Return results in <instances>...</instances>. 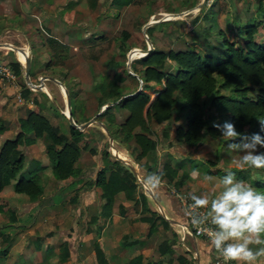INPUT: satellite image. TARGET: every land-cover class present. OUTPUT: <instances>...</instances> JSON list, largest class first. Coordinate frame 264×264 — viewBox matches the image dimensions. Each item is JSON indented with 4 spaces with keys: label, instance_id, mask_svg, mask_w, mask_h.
I'll use <instances>...</instances> for the list:
<instances>
[{
    "label": "trees",
    "instance_id": "trees-1",
    "mask_svg": "<svg viewBox=\"0 0 264 264\" xmlns=\"http://www.w3.org/2000/svg\"><path fill=\"white\" fill-rule=\"evenodd\" d=\"M216 1L209 4L208 10L201 14L200 19L205 24L198 35L204 39H217L219 46L212 45L210 52H201L194 45L182 49H163L152 43L147 54L130 62V68L136 77L126 71L123 74L115 73L110 79L100 82L98 87L101 105L107 102H113V105L106 107L96 116V120L105 126L113 140L129 145L139 172L148 177L153 173L162 174V183L176 189L184 185L189 174L185 171L179 173L180 164L172 166L163 163L157 169L156 164L149 160L154 157L157 144L152 124L157 126L174 122L173 132L162 130V137L187 148H194L207 139H222L229 144L231 141L221 138L220 131L214 127V124L222 125L225 121L233 123L239 133L248 136L260 133L264 136V132H260L259 124V121L264 120V40H260L264 28V8L259 1L256 7L259 16L249 20V23L238 25L236 37L233 39L227 38L224 30L214 20L217 12ZM130 2L128 0L126 3ZM168 24L159 22L146 28L145 33L150 39L155 27ZM123 45L122 42L120 50L125 58L130 47ZM140 48L145 49V46ZM8 65L18 84L24 89L22 96L27 98L31 91L22 81L21 65L15 60ZM136 65L139 68H135ZM127 77L136 85L124 92L123 82ZM138 80H141V89L136 91ZM149 92L154 94L152 99ZM68 95L72 119L77 124L84 122L85 120L74 117L75 99ZM117 111L123 114L120 122L115 117ZM54 113L65 120L66 132H62L59 124L50 122L42 114V105L34 101L26 116L19 120V132L0 145V194L6 186L12 184L14 196L17 198H24L20 196L24 195L27 200L34 202L43 195V186L39 181L20 174L25 160L21 147H28L43 136L47 138L43 153L51 164L47 175H51L58 182L74 181L81 175L76 163L82 149H85L86 144L83 141L88 129H75L68 125L63 114L56 109ZM89 152L94 150L89 148ZM101 164L89 182L98 189L99 201L98 213L92 217L91 222L109 217L113 212L116 196L122 194L126 201L139 204L137 220L147 226L148 237L158 233L159 229L163 232L170 230L168 221L151 209L147 196L143 191H138L137 179L126 164L114 159L106 148L101 149ZM205 165L206 175L224 177L232 172L236 179L243 181L247 176L246 170L220 169L210 159L205 160ZM260 170L262 177L254 181L253 188L264 193V169ZM141 178L144 179L142 175ZM125 206L123 203L118 204L119 215L125 214ZM5 211H8L9 221L14 222V211L8 210V201L0 196V213ZM176 211L181 215L180 210ZM170 232L172 239L160 234L156 236L154 245V252L160 257L168 256L166 261L159 258L146 259L138 254L128 259L127 264H194V258L189 253L182 255L175 252L177 235L174 231ZM9 240L8 235L3 238L7 245ZM136 243V239L125 241L123 246ZM7 245L0 247V258L6 256ZM92 248L96 264H108V259L96 240L92 242ZM59 257L62 260L69 257L65 241L61 244Z\"/></svg>",
    "mask_w": 264,
    "mask_h": 264
},
{
    "label": "rangeland",
    "instance_id": "rangeland-1",
    "mask_svg": "<svg viewBox=\"0 0 264 264\" xmlns=\"http://www.w3.org/2000/svg\"><path fill=\"white\" fill-rule=\"evenodd\" d=\"M214 1L215 0H205V7L203 8V5L201 8L202 10H190L182 16H177L176 11L178 9L171 8V11L162 13L163 7L158 6L157 8L159 9V12L157 11L158 13L150 14L147 19L148 22H155L152 23V25H154L159 23L157 22L158 20L165 19L164 22H168L169 24L162 25L161 27H155L150 36V39L147 37L146 33L144 35L140 29H137V31L135 32L137 35L136 39H138V41L141 43V47L145 46V49L146 41H149L151 43V46L153 43L159 48L163 49H182L194 45L201 52H210L209 48L212 45L219 46V44L216 42L217 39H214L212 37L209 39H204L203 37L199 36L198 33L202 26L205 24V21L200 19V16L203 12L208 10L209 4L213 3ZM259 1L261 6L264 8V0L216 1L217 12L215 13L214 20L216 21L217 26L224 30L227 38L234 39L236 37L235 32L238 25L244 24L246 22L249 23V20L259 16L258 12L256 11V7ZM189 6L191 5L187 4L186 8H189ZM164 14H168L169 16H171V18H164ZM124 33L128 35L126 39L124 38V36H126ZM105 36L107 38H104ZM128 37L129 34L126 31H122V29H120L118 32L117 30H112L110 33H106V35L104 34V36L102 37L103 39L99 43H94L79 48L77 54H71V62H73L74 65L75 60H77V62H81L78 64V71H75L73 67L66 68L65 66H63V61L65 60V57H67V53H65L63 46L58 45L55 39L46 41L47 46L50 50L48 52V58L49 61L51 60L50 62L48 61V63H53L55 66H58L57 68L62 69L64 71L63 73H66L68 75L69 78L67 79V83H69V81H72V85L76 92V95L74 96V113L75 116L78 117V120L87 121L91 119L94 116V113L96 111H99V109L103 106V104L101 105L100 103V99H98V87L100 82L102 81V78L104 76L106 77V79L111 78L113 74H122L125 70V62L127 60L126 53L128 51L125 53L124 58L121 55L120 49L122 46V41L124 42L128 39ZM260 40H264V28L263 35ZM32 46L33 49L31 52L30 49H28V55L30 58L32 57V54L38 51L41 53L42 51L41 47H39L40 45H38V42L36 43V45ZM123 46L125 47L126 45L124 44ZM4 51L6 50H0V55ZM134 53H131V58L133 57L132 59L137 57V53ZM75 57H77L78 59H76ZM109 63H111V66L109 65ZM134 67L139 68L138 65ZM36 68L39 69L40 65H38ZM127 79L130 78L127 77ZM37 84L38 83H36L35 85ZM135 85L136 83L134 81L127 80L125 91L133 89ZM35 93V96L32 97V102L36 101L40 105H42L44 101L42 99L43 97L45 98V100H47L48 104L50 103L46 94H43L42 92ZM149 95L151 99L154 97V94L152 92H149ZM51 97H53V95H51ZM16 100L17 98H14V104L18 102ZM56 106L60 110L64 111V104L62 102L57 103ZM115 117L116 120L120 122L123 119V114L120 111H117L115 113ZM63 121L60 126L62 127V132H66L67 124L64 121L66 125L64 124L63 126ZM173 124L174 122L163 123L157 126L155 124H152L153 130L157 137V144L154 157L149 158V160L156 164L157 169H160L163 163H169L172 166L180 164L181 167L179 168V173L185 171L189 174V177L185 181L184 185L177 189L171 185L164 184V182L160 184L157 190L151 189L146 182L147 180L145 179V177L144 179L141 178V183L137 181L138 191L144 192V194L149 199V207L154 210H156V207L154 202L150 199L149 195L150 193L153 194V192L156 193L157 191L162 192L169 197L173 196L176 193L180 197L188 198L190 200L193 195H206L210 201L219 196L223 191V186L221 184V180L223 179V177L214 175V179L211 181L205 179V169L207 168V166L205 165V160L207 159L214 161L216 167L220 169H239L236 167V161L239 159L241 154L231 151L228 148L226 140L207 139L205 142L194 148H187L176 141L169 142L168 139L163 138L161 135V131L165 130L172 133L174 129ZM87 129L88 130L83 141L86 146L85 149H82L80 156L81 158L79 159V162H77L82 169H87L85 170V172H83V176L86 178V180H88V183L89 181H91V177L93 176V174H95L96 169H99L101 167V149L106 148L107 150H109L110 139L112 140V144L115 147V149H110V155L116 159L124 156V158L127 159L132 166L137 168L138 174L140 176H147L146 174L139 172L137 164L133 161V155L130 153L128 144L122 142L119 143L118 141L113 140L103 131L98 122L93 124L92 126H89ZM39 140L42 142V146H44V142H47L46 136H43ZM37 146L38 144H33L24 149V152L27 149V153H25L26 161L20 174L25 177L34 178L41 183V185L43 186V190L45 189V194L34 201L37 204L33 209H31L32 212L30 211V213H32L30 214V217L36 215L39 225L35 221L32 222L30 217L28 218L26 214V212L28 211L27 206H30L29 204L33 202L27 200L26 196L24 195L20 196L24 197L25 199L19 197L17 198L16 196L11 197L10 201L12 200L11 203L13 204H9L8 202V210L14 211L15 223L12 222V228L8 229L9 226L7 224L11 223L9 221V214L3 212L0 214V230H3L4 233H7L5 231L11 232V234H8V236H10L9 241H11V244L13 245L8 248V254L4 258V260L0 259V264H96L92 242L95 240V237L101 230V225L99 223H96L97 221L91 222L92 217L96 216L98 213L96 203L95 206L93 205L94 207H90L88 205L84 207V205L81 204L82 202H80L78 193L75 191H70L61 193L62 197L57 196L59 198V200L57 201H55V198L54 200H51L52 203H55V205L51 204L54 206H45L44 203L49 202L47 199L48 195H53L54 193L58 192L56 188L59 183L56 182L51 175L49 178L44 175L43 172L45 167H43L42 164H44L43 158H46V156L43 152V158L37 156ZM22 148L23 147H21V149ZM89 148L93 149L94 152H89ZM258 150L264 152V149ZM194 169H199L200 171V176L197 179H192L191 177V172ZM245 170V173L247 175L245 176V182L253 187L254 181L262 177V171L260 169ZM50 179L53 180V182L55 181L56 185L48 183L47 181ZM238 180L241 179L238 178ZM88 187L90 186L88 185ZM144 187L150 190V193L146 191ZM7 188L12 189V186L8 185ZM66 191H69V188H67ZM117 196L114 207H116L118 212L117 206L119 203H123L125 201V198L122 194H119ZM152 196L157 202L154 194ZM173 197L176 199L178 210H180L181 207L178 203L177 198L175 196ZM94 199L96 202V195L94 196ZM125 203L129 204L128 209L131 211H128V213L132 215L131 222H134V220L137 219L135 217V214H139L140 206L137 203L133 204L131 201H125ZM158 205L165 210L167 209V205L162 202L158 203ZM203 210L205 211V214L209 211V209ZM172 217L174 219L169 218L170 220L174 221L170 222V230L163 232L161 229H159L158 233L151 235L147 242H145L144 245L148 246V248L152 250L151 254L149 256L147 255L146 259L159 258L163 261H166V259H168L167 255L160 257L156 252H154V245H156V236L160 234H164L167 238L172 239L170 231H174L177 235V241L174 245L176 253L187 255V252L192 255L193 258H199L196 245L192 242V239L190 237L192 236L190 227L186 224V221L181 215H173ZM208 218L211 221V218ZM27 222H29V224H27ZM143 226L145 225L143 224ZM30 227L34 230L30 231L29 233L23 232ZM212 227L214 228V225H212ZM145 229L146 228H137V230L134 229L133 231H130L128 229L126 233H121L122 231H120L119 236L116 239V242H118L119 245V251H121L119 254L121 255L120 260L122 261L119 262V264H127L129 254H131L132 249L136 248L132 247L134 245L127 246V253L125 252L126 254H123L125 249H123V247H125L123 245H125V241L130 242L135 240L137 236H144L146 232ZM93 233H95V235H93ZM124 236H126V238H124ZM196 238L198 240L201 239V242L205 241L209 250L208 253L206 252V262L203 263V261H201L200 264H212L214 254L209 248L210 244H208V241L202 238ZM69 239L70 242L68 243L67 241ZM2 240L3 238L0 236V247H3L4 245ZM64 241L67 242L69 257L65 260H62L59 257V252L61 244ZM253 247L255 248L258 246ZM25 258L27 259V261ZM234 263L236 264V262ZM259 264H264V258H261Z\"/></svg>",
    "mask_w": 264,
    "mask_h": 264
},
{
    "label": "crops",
    "instance_id": "crops-1",
    "mask_svg": "<svg viewBox=\"0 0 264 264\" xmlns=\"http://www.w3.org/2000/svg\"><path fill=\"white\" fill-rule=\"evenodd\" d=\"M127 1L128 0H0V44L14 46L17 49L24 51L28 55V49H30L31 52L33 49L32 45H36V43L38 42V45H40L39 47H41L42 49L41 53L38 51L32 54L31 58L28 55L30 60L29 80L32 84L42 83L44 88V90H38V91L31 90L24 82L22 67H21L22 81L26 85V87L31 91V93L28 95V98H24L22 96V91L24 89L22 86L18 84L17 80L15 81L17 87L15 89L11 85H9V83L6 82L2 77H0V145L4 140L13 138L19 132L20 130L19 120L23 119L26 116L28 110L32 108L33 106L32 97L35 96L36 94L35 92H42L43 94H46L50 103L48 104L47 100H45V98L42 97V99L44 100L42 103V114L46 118H48L50 122L57 123L59 125L62 123L64 119H62L54 112L56 109L58 113L63 114V111L56 106V104L60 102L64 104V111L66 109V103L62 92V86L65 87L67 94H70L72 99L76 95V92L72 85V81H69V83H67V79L69 78L68 75L66 73H63L64 71L62 69L57 68L58 66H55L53 63L52 64L48 63L49 61L48 52L50 50L46 43L47 40L55 39L58 45L63 46L65 53H67V57H65V60L63 61L64 64L63 66H65L66 68L73 67L75 71H78V64L81 62L80 61L77 62V60H75V65H74V63L71 62V58H72L71 54L73 55L77 54L79 48L94 43H99L103 39L102 37L104 36V34L106 35V33H110L112 30H117L118 32L120 29H122V31H126L129 34L128 39L125 40L124 42L122 41L123 44H125L127 47L128 46L131 47L128 49V51L133 48L142 49L140 48L141 43L138 41V39H136L137 35L135 32L137 31V29H140L142 32V28L148 23L147 20L148 16L152 13L155 14L159 12V9L157 8L158 6L163 7L162 13L171 11L170 10L171 8L178 9L176 11L177 14L181 13L182 11H185L186 13L190 11L192 7L199 4L202 0H131L130 3H126ZM187 4L191 6H189V8H186ZM204 7L205 5L203 6V8ZM201 8L198 9L197 11L202 10ZM163 16L164 18H168V17L171 18V16H169L168 14H164ZM164 21L165 19L161 21L159 20L157 22H164ZM149 26H152V24L148 25L146 28H148ZM125 35L126 36H124V38L126 39L128 35L127 34ZM104 38L107 37L105 36ZM0 50H6L0 55V64L9 66L8 64L12 60L17 61L18 63L19 60L20 62H24L25 56L23 54H19L18 52L3 46H0ZM131 53L134 52L132 51ZM75 58L78 59L77 57ZM38 65H40L39 69L36 68ZM124 71L127 72L126 68ZM107 79L104 76L102 78V81H105ZM54 80L59 82L61 85ZM127 80H131V79L126 78L125 81L123 82L125 89H126ZM17 89H18V94L20 96V100L18 101L17 99L16 101L18 102L14 104L13 100L14 98L15 99L17 98L15 97ZM125 89L124 92L129 91V90L125 91ZM51 95H53V97H51ZM74 117L76 119L78 118L75 115ZM64 121H63V126L65 124ZM33 144H38L37 156L43 158L42 142L38 139ZM25 148L27 147L22 148L23 152ZM25 153H27V149L24 152V154ZM43 160H44V164L42 165L43 167H45L43 173L45 176L49 178L50 176H48L47 174L49 172L51 164L48 162V160L45 157L43 158ZM25 161L26 158L24 160V165H25ZM78 162L76 163V166L80 168L81 175L74 181H68V182L56 181L59 183L56 188L58 192L54 193L53 195L52 194L48 195L47 199L49 202L44 203L45 206L46 205L50 206L51 204L55 205V203H52L51 200H54V198L55 201L59 200L58 197H62L61 193L75 191L78 193L80 202H82L81 204H83L84 207H86L87 205L92 207L93 205L95 206L96 203V207L98 210V204H99L97 198L98 189L88 183V180H86V178L83 176V172H85V170L87 169H82L81 166L78 165ZM91 178L92 179L94 178V174ZM47 182L56 185L55 181L53 182V180L51 179L48 180ZM10 185L12 186V184ZM88 185L90 187H88ZM67 188H69V191H66ZM13 194H14L13 190L7 188L6 186L2 190L0 196L6 199L9 202V204H13L11 203L12 200L10 201L11 197H15ZM44 194H45V189L43 195ZM153 194L155 198L157 196L156 200L158 203L162 202L165 205H167L166 210L161 206L160 208L162 209L164 215L168 219L169 218L174 219L172 217L173 215L180 216V213L176 211L178 207H177L176 199L173 196L169 197L166 196L164 193L158 191L156 193L153 192ZM95 195L97 198L96 202L94 199ZM125 201L123 202V205H126L125 207L127 208L124 214L126 217L124 215L123 216L119 215L116 207L113 206V212L109 217H104L97 220V223L101 225V230L99 231L98 235L95 237V240L99 243L106 258L108 259L109 262L108 264H119V262L122 261L120 260L121 255L119 254L121 251H119L118 248L119 245L118 242H116V239L119 236L120 231H122L121 233H126L128 229L130 231H133L134 229L137 230V228L138 229L147 228L145 227L146 225L144 223L138 221L137 219H135L134 222H131L132 215L128 213V211L131 210L128 209L129 204L125 203ZM31 204H29L30 206H27V210H28L27 212L29 213V215L27 212L26 214L28 218L30 217V214H32L30 213V211L32 212L31 209H33L37 203L33 202ZM4 213H8V211H5ZM36 217H37L36 215L30 217L32 222L35 221L38 223ZM135 217L137 218L138 214L137 215L135 214ZM168 223L169 225L171 224L170 222ZM27 224H29V222H27ZM143 224L145 226H143ZM7 225L9 226L8 229L12 228L13 226L12 223ZM33 230L34 229L30 227L24 230L23 232L29 233L30 231ZM5 232L7 233H4L3 230H0V236L2 238L7 236L8 234H11V232L9 231H5ZM93 235H95V233H93ZM144 236H139V237L137 236L135 238L137 240V243L134 244V246L132 247H136V248L132 249L131 254H129L128 256L129 259L138 254H141L144 258H146L147 255L149 256L151 254L152 250L148 248V246L144 245L145 242H147V240L150 237L146 236V232ZM190 237L192 239V242L196 245L199 254V258H197V260L196 258H194V264H200L201 261L205 263L206 262L205 258L209 251L205 241L201 242L200 241L201 239L198 240L196 237L193 236ZM8 238H10V236H8ZM67 242L69 243L70 239ZM3 244H4L3 246H5L7 245V242L6 243L3 242ZM12 245L13 244H11L10 241V243H8L7 246L8 248H10ZM126 248L127 247H123L124 249L123 254L127 253ZM7 254H8V250H7ZM4 258H0V259L4 260Z\"/></svg>",
    "mask_w": 264,
    "mask_h": 264
},
{
    "label": "clouds",
    "instance_id": "clouds-1",
    "mask_svg": "<svg viewBox=\"0 0 264 264\" xmlns=\"http://www.w3.org/2000/svg\"><path fill=\"white\" fill-rule=\"evenodd\" d=\"M259 124L260 132H264V120ZM214 127L220 131L221 138L231 141L228 148L241 154L236 161L237 168L264 169V152L258 150L264 149V136L260 133L251 136L239 133L229 121L222 125L214 124ZM199 176V169L191 172L192 179ZM205 179L211 181L214 177L206 175ZM146 182L151 189H156L162 182V174L153 173ZM221 184L223 191L211 201L206 195H193L190 209H209L203 219L210 217L214 225L209 234L210 244L225 264H259L264 258V193L236 179L232 172L223 177ZM191 223L196 227L202 226L201 219L191 217Z\"/></svg>",
    "mask_w": 264,
    "mask_h": 264
},
{
    "label": "water",
    "instance_id": "water-1",
    "mask_svg": "<svg viewBox=\"0 0 264 264\" xmlns=\"http://www.w3.org/2000/svg\"><path fill=\"white\" fill-rule=\"evenodd\" d=\"M204 2H205V0H202L199 4H197L196 6L192 7V9H190V10H198V9H200V8L202 7V5L204 4ZM183 14H185V12L178 13L177 16H182ZM175 16H176V15H175ZM161 20H163V19H161ZM161 20H160V21H161ZM158 21H159V20H158ZM152 23H154V22H148V23L142 28V33H143L144 35H145V32H144V31H145L146 27H147L148 25L152 24ZM0 46L10 48V49H12V50H14V51H16V52H18V53H20V54H23V55L25 56L24 62H20V61H19V63L21 64V66H22V68H23V79H24L25 84H26L31 90H36V91H38V90H44L42 83H39V84L35 85V84H32V83L30 82V80H29V67H30V60H29L28 55H27L24 51H22V50H20V49H17L16 47L11 46V45H2V44H0ZM151 47H152V46H151V43H150L149 41H146V49L142 50V49H136V48H133V49H130V50L128 51V53L126 54L127 60H126V62H125V68H126L128 74H130V75L136 77V75L131 71L130 66H129V64H130V62H131V60H132V59H131V52L133 51V52L137 53V57H140V56H143V55L147 54V52L151 49ZM54 81H56V80H54ZM56 82H57V81H56ZM138 82H139V86H138V88H137L136 91H139V90L141 89V86H140V84H141V80H138ZM57 83L60 84L59 82H57ZM60 85H61V84H60ZM62 92H63L64 99H65V103H66V109H65V111H63V115H64V117L66 118V120H67V122H68V125H70L71 127L75 128V129H78V130H80V131H83V130H85L87 127H89V126H91V125L97 123L98 121H96V116L99 115L100 113H102L106 107L113 105V102H107V103H105V104L99 109V111H98V112H97V113H96L91 119H89V120H87V121H85V122H83V123H79V124H77V123H75V121L72 119V117H71V115H70V102H69V97H68V94H67V92H66V90H65V88H64L63 86H62ZM121 98H122V97H121ZM98 123H99V122H98ZM99 124H100L101 128L103 129V131H104V132L110 137V135H109L107 129L105 128V126H104L102 123H99ZM110 149H115V147H114L113 144H112V140H111V139L109 140V150H108L109 153H110ZM110 154H111V153H110ZM113 158H114V157H113ZM114 159H116V158H114ZM116 160L121 161L122 163L126 164V165L129 167L131 173L134 175V177H136L137 181L140 182V181L142 180V179H141V176L138 174L137 168L134 167V166H132V165L130 164V162H129L127 159L124 158V156H121V158L116 159ZM145 179L148 180V177L146 176ZM140 183H141V182H140ZM144 189L150 193V190H148L146 187H144ZM151 194H152V193H150V195H149V196H150V199L154 202L155 207H156V210L159 212V214H160L161 216H163L164 219L167 220L168 222H174V221L168 219V218L164 215L162 209L160 208V206L158 205V203L154 200V197L152 196L153 194H152V195H151ZM196 260H197V257H196Z\"/></svg>",
    "mask_w": 264,
    "mask_h": 264
},
{
    "label": "built area",
    "instance_id": "built-area-1",
    "mask_svg": "<svg viewBox=\"0 0 264 264\" xmlns=\"http://www.w3.org/2000/svg\"><path fill=\"white\" fill-rule=\"evenodd\" d=\"M0 77H2L6 82H8L9 85L16 88V83H15L16 78H15V75L9 66L0 64ZM16 97L19 101L20 96L18 94V91H16ZM173 196H175L177 198L178 203L180 204L181 216L186 221V224L190 227V231L192 233V236L202 238V239L208 241V244H210L209 234H210V231L213 229V227H212V224H211V221L209 218H207L206 220L203 219L205 216V211L203 209L192 210V209H190V205L193 202L192 200H190L188 198H182L179 195H177L176 193ZM190 216L193 218H196V219H201L202 226L201 227L194 226L191 223V217ZM209 248L214 254V259H213L212 264H225L222 257H220V254L215 250L214 247L211 246V244H210ZM230 264H235V263L230 262Z\"/></svg>",
    "mask_w": 264,
    "mask_h": 264
},
{
    "label": "bare ground",
    "instance_id": "bare-ground-1",
    "mask_svg": "<svg viewBox=\"0 0 264 264\" xmlns=\"http://www.w3.org/2000/svg\"><path fill=\"white\" fill-rule=\"evenodd\" d=\"M20 54V53H19Z\"/></svg>",
    "mask_w": 264,
    "mask_h": 264
}]
</instances>
